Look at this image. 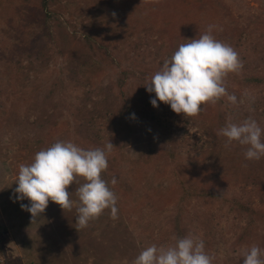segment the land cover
I'll return each mask as SVG.
<instances>
[{"label": "rangeland", "instance_id": "obj_1", "mask_svg": "<svg viewBox=\"0 0 264 264\" xmlns=\"http://www.w3.org/2000/svg\"><path fill=\"white\" fill-rule=\"evenodd\" d=\"M209 26L242 62L224 78L236 103L191 117L153 107L151 77ZM249 118L264 129V0H0V264H133L188 235L212 264H243L264 249V156L219 133ZM58 141L114 145L102 179L117 219L75 224L79 177L70 209L22 210L20 165Z\"/></svg>", "mask_w": 264, "mask_h": 264}, {"label": "clouds", "instance_id": "obj_2", "mask_svg": "<svg viewBox=\"0 0 264 264\" xmlns=\"http://www.w3.org/2000/svg\"><path fill=\"white\" fill-rule=\"evenodd\" d=\"M213 26L197 39L179 45L170 59L165 60L146 89L154 97L150 100L153 107L159 102L169 105L171 110L185 117L198 115L202 105L215 103L227 97L236 103L235 95H229L224 87V78L236 73L242 67L238 53L228 44L217 40L212 33ZM133 119L135 115L133 114ZM219 135L228 142H239L247 146L245 158L259 160L264 156V129L254 119L240 123L229 121ZM114 145L109 142L104 148L85 150L73 142L58 141L45 150L35 154L28 165H20L15 188L16 201L22 210L31 214L35 221L53 202L63 210L72 207L70 193L67 191L76 179L83 178L76 189L79 206L76 225L87 227L88 223L110 210L113 220L118 218L117 197L102 179L108 168L106 153ZM117 183L116 178L111 184ZM264 249L251 246L244 252L243 264H264ZM213 257L205 251L204 242L198 237L188 235L177 238L170 246L146 247L135 258L133 264H212Z\"/></svg>", "mask_w": 264, "mask_h": 264}, {"label": "trees", "instance_id": "obj_3", "mask_svg": "<svg viewBox=\"0 0 264 264\" xmlns=\"http://www.w3.org/2000/svg\"><path fill=\"white\" fill-rule=\"evenodd\" d=\"M184 183H181V185L183 186Z\"/></svg>", "mask_w": 264, "mask_h": 264}]
</instances>
